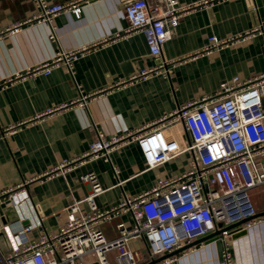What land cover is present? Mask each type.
<instances>
[{"label": "crops", "instance_id": "crops-1", "mask_svg": "<svg viewBox=\"0 0 264 264\" xmlns=\"http://www.w3.org/2000/svg\"><path fill=\"white\" fill-rule=\"evenodd\" d=\"M47 1L80 2L78 18L68 11L54 18L56 41L48 39V25L26 22L34 12L31 0H0V192L21 182L26 183L27 192L21 202L0 204V230L5 234L0 233V256L10 247L5 225L9 234L14 233V241L25 242L42 231H57L72 201H81V211L88 212L82 200L92 187L80 180L85 173L95 175L101 191L93 202L103 209L116 205L124 194L136 195L158 179L186 171L191 151L146 168L131 137L154 127L160 117L188 101L216 97L222 81L237 77L244 82L264 72V0H219L184 13L169 28L158 57L148 54L141 32L125 34L128 23L123 5L127 0ZM16 24L20 25L11 32ZM254 27L261 32L201 53L208 35L235 36ZM60 49L83 51L72 64V75L63 65L53 66L48 75L31 74L33 67ZM160 64L164 69L158 73L135 76L142 68ZM79 95L85 96L83 101ZM97 132L105 138H126L109 154L117 173L96 159L64 176L44 175L62 159L84 152ZM165 132L182 144L189 143L181 121ZM250 199L257 213H263L264 184L251 189ZM120 222L130 225L129 216L99 225L107 240L118 236L116 224ZM25 227L30 230L22 233ZM128 247L136 254L137 264L148 262L144 240L130 239ZM227 247L233 264H264V221L236 227ZM221 250L222 243L216 239L173 254L169 264H217ZM113 256L107 253L109 264H114ZM87 261L91 264L93 258Z\"/></svg>", "mask_w": 264, "mask_h": 264}, {"label": "built area", "instance_id": "built-area-1", "mask_svg": "<svg viewBox=\"0 0 264 264\" xmlns=\"http://www.w3.org/2000/svg\"><path fill=\"white\" fill-rule=\"evenodd\" d=\"M31 1L34 12L26 22L48 25L50 41L57 39L54 18L58 14L68 11L78 18L80 13L79 1L64 4ZM216 1L219 0L180 4L177 0H133L123 7L128 23L125 34L141 32L148 54L158 57L162 44L170 35L169 28L175 27L184 13ZM19 25L9 30L14 32ZM260 32L259 27H254L235 36L208 35L201 53L209 54ZM82 55L80 50L60 49L54 57L36 65L30 72L32 75H48L53 66L63 65L72 75V64ZM162 68L161 64L142 68L135 76L145 78ZM84 98V95H79L78 99L83 101ZM262 98L264 72L244 82L237 77L222 81L216 97L188 101L173 113L163 115L154 127L133 135L131 140L136 143L146 168H154L191 151L186 171L158 179L150 189L136 195L124 194L116 205L103 209L97 208L93 202V196L101 191L95 175L85 173L80 180L92 187L91 193L82 200L87 203L88 212L81 211V201H72L65 208V222L57 231H42L36 238L25 242L14 241V233L9 234V227L5 225L7 236H11L8 237L10 251L0 256V264H89L88 257L97 264H109V252L114 253V264H137L136 254L128 247L130 239L144 240L147 261H150L215 231H218L216 239L222 243L217 264H233L227 247L233 230L264 221V214L257 213L250 199L251 189L264 184ZM177 121H181L189 137L188 144H182L165 132ZM125 139L119 136L105 138L97 132L84 152L77 157L62 159L44 175L64 176L68 171L96 159L108 163L115 174L117 168L111 165L109 154ZM25 185L21 182L1 191L0 204L25 200ZM124 214L129 216L130 225L117 223L118 236L107 240L99 225ZM242 220L246 221L233 228H225ZM29 230L30 227H25L21 232ZM202 243L204 241L179 252L192 250ZM173 259L171 254L155 264H169Z\"/></svg>", "mask_w": 264, "mask_h": 264}, {"label": "water", "instance_id": "water-1", "mask_svg": "<svg viewBox=\"0 0 264 264\" xmlns=\"http://www.w3.org/2000/svg\"><path fill=\"white\" fill-rule=\"evenodd\" d=\"M133 0H127L125 3H124V5H123V7L124 6H126L127 4H129L130 2H132ZM264 214V212L263 213H260V215H263ZM247 220V219H246ZM246 220H242V221H240V222H237V223H234V224H232V225H229V226H227V227H225V228H227V229H230V228H233V227H235V226H237V225H239V224H241L242 222H244V221H246ZM6 224V223H5ZM221 225V223H219L218 224V226H220ZM0 233H2V234H4V230H0ZM218 233V231H215L214 233H212L211 235H209V236H205V237H202V238H199V239H197V240H195V241H193V242H191V243H189V244H187V245H185V246H183V247H181V248H179V249H176L175 251H173V253L172 254H175V253H177V252H179V251H181V250H183V249H185V248H188L189 246H192V245H194V244H196V243H198V242H201V241H204V243H208V242H211V241H214V240H216V234ZM4 236H5V234H4ZM210 236H213V237H210ZM6 240H7V238H6ZM8 243V242H7ZM9 244V243H8ZM10 251V247L8 248V251L7 252H9ZM171 254L169 253V254H166V255H163V256H161V257H158V258H155V259H151L150 261H148L147 263H145V264H155L156 262H158L159 260H161V259H163L164 257H167V256H170ZM91 264H97L96 262H93V263H91Z\"/></svg>", "mask_w": 264, "mask_h": 264}, {"label": "rangeland", "instance_id": "rangeland-1", "mask_svg": "<svg viewBox=\"0 0 264 264\" xmlns=\"http://www.w3.org/2000/svg\"><path fill=\"white\" fill-rule=\"evenodd\" d=\"M261 104H262V108H263V110H264V107H263V105H264V100H263V98L261 99Z\"/></svg>", "mask_w": 264, "mask_h": 264}]
</instances>
